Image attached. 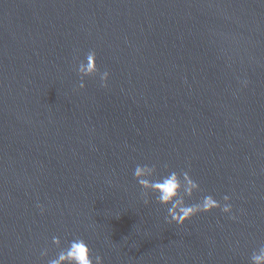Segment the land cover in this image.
I'll use <instances>...</instances> for the list:
<instances>
[{"label":"water","instance_id":"1","mask_svg":"<svg viewBox=\"0 0 264 264\" xmlns=\"http://www.w3.org/2000/svg\"><path fill=\"white\" fill-rule=\"evenodd\" d=\"M94 51L99 76L80 89ZM247 81V86L244 85ZM188 171L183 227L134 178ZM42 209V210H41ZM250 264L264 245V0H0V264Z\"/></svg>","mask_w":264,"mask_h":264},{"label":"clouds","instance_id":"2","mask_svg":"<svg viewBox=\"0 0 264 264\" xmlns=\"http://www.w3.org/2000/svg\"><path fill=\"white\" fill-rule=\"evenodd\" d=\"M80 77V89L85 88V79L99 76L102 87H107L110 73L100 72L97 67V57L94 51L86 54L84 61H81L77 68ZM247 86V81L243 82ZM166 174L158 173L156 166L137 165L134 169V178L139 187L143 190L142 196L144 204H149V193L153 194L156 203L167 209L165 220L169 224L183 227L193 217L200 214H209L219 211L235 220L232 214L233 207L230 197L223 196L221 203L212 195H203L199 200L188 203L195 193L201 191L200 185L194 181L188 171L176 172L169 170L165 164ZM42 210V209H41ZM52 244L59 250L55 258H48V249L40 251L42 260H47V264H103L99 255L93 257L91 249L85 240L77 237L67 243L66 247H61L60 238L52 237ZM250 264H264V245L254 250L250 257Z\"/></svg>","mask_w":264,"mask_h":264}]
</instances>
